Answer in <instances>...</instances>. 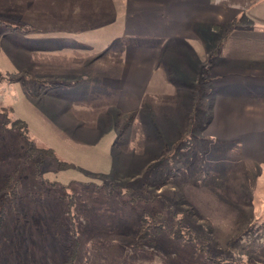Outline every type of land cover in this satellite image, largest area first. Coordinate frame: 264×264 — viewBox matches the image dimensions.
I'll return each instance as SVG.
<instances>
[{
	"label": "rangeland",
	"instance_id": "1",
	"mask_svg": "<svg viewBox=\"0 0 264 264\" xmlns=\"http://www.w3.org/2000/svg\"><path fill=\"white\" fill-rule=\"evenodd\" d=\"M26 3L0 0V188L12 174L20 179L15 209L29 216L27 224L21 220L22 229L11 209L0 231V259L64 264L78 242L76 264H262L257 249L264 242L263 180L240 166L234 143L201 142L189 125L201 119L206 93L213 95L212 86L221 83L213 71L230 24L215 27L209 37V63L205 51H189L187 58L182 45L173 65L166 67L163 58L151 76L168 68L175 78L189 77V104L183 101L189 115H182L186 108L181 106L179 115L169 112L166 104L174 102L154 100L159 121L149 124L151 117L141 116L142 109L138 115V110L122 114L123 95L105 79L144 75V67L133 63L150 62L154 49L164 47L160 39L140 37L145 47H129L127 58V52L112 47L117 44L112 40L122 38L117 30L114 35L106 33L112 30L108 27L98 34L60 33L56 21H33V7ZM258 19L231 25L264 26ZM125 57L130 64L123 70ZM250 69L241 78L264 82V69ZM235 89L246 96L264 92L250 83ZM209 103L212 107L213 99ZM16 120L26 123V135L13 126ZM30 144L54 155L34 152L27 159ZM145 156L150 161L143 168L139 160ZM224 182L225 197L213 194ZM191 185L199 190L190 193ZM193 194L199 209L189 208ZM240 208L253 210L244 214L250 221L257 215L241 229L236 225ZM149 216H163L156 223L163 228H152L139 241L141 219ZM178 228L192 230L199 241L178 240Z\"/></svg>",
	"mask_w": 264,
	"mask_h": 264
},
{
	"label": "crops",
	"instance_id": "2",
	"mask_svg": "<svg viewBox=\"0 0 264 264\" xmlns=\"http://www.w3.org/2000/svg\"><path fill=\"white\" fill-rule=\"evenodd\" d=\"M25 1L27 2L25 5L33 7L30 11L33 21H39L43 17L49 21H56L60 33L62 30H79L84 34H98L99 29L108 27L112 30L106 33L114 35L112 31L117 30L118 36L122 38L112 40L114 43L117 42L116 46L112 47H116L118 51L127 52L126 56L131 46L145 47L140 37L160 39L164 47L154 49L153 61L138 60L137 63H133L135 68L144 67V75L134 77L122 75L105 79L108 80V84L114 86L111 89L123 95L122 105H118L120 108L117 106L122 114L138 110L136 112L138 115L139 109H142L141 116L151 117L147 120L149 124H156L159 121V114H155V109L159 107L154 100L166 99L174 102L173 105L166 104L169 106V112L179 115L176 109L181 106L186 108L182 115H189V106L183 104V101H188L189 104V77L175 78L170 75L171 70L168 68L162 75L151 76L156 72L163 58L166 61V67L173 65L176 56L174 53L179 50L178 45H182L181 48L186 52L187 58H189V51L192 53L205 51L209 63L210 47H212L209 37L216 34L215 27L226 28L227 24H230L231 30L225 38L218 61H215L214 69H216L213 71L216 72L214 77H218L217 81L221 83L212 84L215 91L213 95L206 93L207 109L202 110L201 119L197 123H189V125L191 130L199 132L200 137H197L201 142L214 140L220 143H234L239 149L240 166L256 173V177L263 180L264 184V92L250 93V96H246L242 92L233 91L238 90L235 89L236 87L241 88L242 83L264 87V82L247 81L240 76L245 69L251 68V72L264 69V26H259L258 23L248 26L231 25L244 18H249L250 22L258 18L264 21V0ZM82 34L79 33V35ZM189 42H194L198 49L191 47ZM140 49L141 55L144 50ZM165 52L167 54L163 56ZM121 62V69L129 68V59L126 60L125 57ZM111 63L115 66L113 59ZM186 64L189 67L188 59ZM152 65L153 70H151ZM205 83L208 88V78ZM151 84L154 85V93L150 92ZM210 98L213 99L212 107H209ZM143 108L151 109V112H148L149 115L144 113ZM151 127L154 128V125ZM147 161H150L147 156L139 160L142 165H145L143 168L146 167ZM217 186L213 194L225 197V182ZM189 187L192 189L190 193H194L193 189H198L195 185ZM194 197V194L189 195V208L192 210L198 208V202ZM249 208H240L242 216L240 215L241 220L236 224L240 229L246 228L257 219L256 214L252 222L249 215L244 216L247 213L245 211L250 212ZM257 254L264 264V242L257 249Z\"/></svg>",
	"mask_w": 264,
	"mask_h": 264
},
{
	"label": "trees",
	"instance_id": "3",
	"mask_svg": "<svg viewBox=\"0 0 264 264\" xmlns=\"http://www.w3.org/2000/svg\"><path fill=\"white\" fill-rule=\"evenodd\" d=\"M231 29L228 30V32ZM227 37L224 36L223 39H225ZM14 127H17L19 129H21V132L26 135V123L22 120H16L13 123ZM28 154L29 156L27 157L30 158L34 155V152L39 153L40 155H42L43 157L45 156H53V152L51 150H44V149H40L37 148L34 144H30L29 148H28ZM31 154V155H30ZM35 157V156H34ZM42 162V161H41ZM40 162V163H41ZM61 166L63 167H67L66 164H61ZM20 172V171H19ZM18 172V173H19ZM17 173V174H18ZM16 174V173H15ZM14 184V186H12L10 188V185ZM20 186L21 185V180L20 179H16L15 175H10L6 178L5 182L3 183V185L0 188V231H4V225L5 223L9 220V218L12 216V212L10 213L11 209L12 210H16V204L18 202L17 197H15L17 195V193H15V188L16 186ZM53 186H57V183H54ZM10 188V190H9ZM62 188H66V186H63ZM14 190V191H13ZM30 200V199H29ZM38 203H40L41 201H37ZM37 207V206H36ZM36 208H34L33 210H35ZM17 215V224L18 226H22V229L25 228V224H21V220H24V223L27 224V218L29 217L28 214H26L25 212L21 213L19 211L16 210ZM42 215V213H41ZM36 219V217L34 216L32 219V222ZM161 219V221H163V216H149V217H144L143 219H141V227L140 230L138 231V234L136 236L137 239H139V241H143L145 239H147L150 236V231L152 228L155 229H162L163 227L158 226L156 223L157 221ZM24 226V227H23ZM175 235L177 237L178 240H182V239H187L189 240V242H198L199 241V237L195 234V232H193L192 230H183L182 228H178L175 230ZM139 244V242H135V247ZM79 248L80 245L78 242L75 243V246L73 248V252L71 256H68V258L64 261V264H76L77 262V256H78V252H79ZM4 258L0 259V264H8L7 260L2 261Z\"/></svg>",
	"mask_w": 264,
	"mask_h": 264
}]
</instances>
